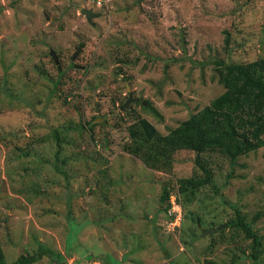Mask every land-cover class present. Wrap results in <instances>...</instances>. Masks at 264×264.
<instances>
[{"label": "rangeland", "instance_id": "374dc122", "mask_svg": "<svg viewBox=\"0 0 264 264\" xmlns=\"http://www.w3.org/2000/svg\"><path fill=\"white\" fill-rule=\"evenodd\" d=\"M261 109L264 0H0L6 264H264V146L233 158ZM140 119L168 170L125 150Z\"/></svg>", "mask_w": 264, "mask_h": 264}, {"label": "trees", "instance_id": "16d2710c", "mask_svg": "<svg viewBox=\"0 0 264 264\" xmlns=\"http://www.w3.org/2000/svg\"><path fill=\"white\" fill-rule=\"evenodd\" d=\"M228 37L225 39V43L227 44ZM221 66L220 62H215ZM223 67V66H221ZM64 74L63 71H60L59 76ZM57 86H54L56 89ZM261 112L264 113V109H261ZM261 124H264V115L259 121ZM257 125H260L257 123ZM84 129V127H82ZM91 129V126H90ZM128 133V141L125 145V150L128 151L131 155L139 158L143 165L150 170H168L172 165V155H173V147L170 146L168 141H166L161 135L158 134L153 125H151L147 120L140 119L136 123H133L127 128ZM53 136L55 140L59 143L60 134L57 131L53 132ZM237 142L240 144V149L236 154L238 158L240 156H246L251 152H255L258 148L264 146V140L257 139L256 141H250L244 135L238 136ZM197 164L198 160H196ZM200 169L203 171L204 178L195 179V178H187L180 179L177 181L178 185V193L179 195L183 194H192L195 190H198L204 186L212 187V177L210 173L201 165ZM59 173L65 174L61 171ZM165 192V191H164ZM168 193H164V196L161 197V201H167ZM176 203L179 204L176 200ZM168 207V205H167ZM166 207V210H167ZM59 255H57L58 257ZM62 263V256L58 257ZM37 258L33 255H21L11 264H33L35 263ZM0 264H6L3 256L2 249L0 247Z\"/></svg>", "mask_w": 264, "mask_h": 264}, {"label": "water", "instance_id": "95a60500", "mask_svg": "<svg viewBox=\"0 0 264 264\" xmlns=\"http://www.w3.org/2000/svg\"><path fill=\"white\" fill-rule=\"evenodd\" d=\"M81 14H83L86 17L87 21H89V22L91 21V19L93 17H97V14H93L91 9H82L81 10ZM51 56H52L54 62L57 64L58 61H57V58H56V56H55V54L53 52H51ZM130 102H132L131 97H129L128 101L125 103L124 106L126 107L128 105V103H130ZM213 231L214 230H209L206 233H212Z\"/></svg>", "mask_w": 264, "mask_h": 264}, {"label": "built area", "instance_id": "2783aa9c", "mask_svg": "<svg viewBox=\"0 0 264 264\" xmlns=\"http://www.w3.org/2000/svg\"><path fill=\"white\" fill-rule=\"evenodd\" d=\"M104 1H108V0H96V4L97 5H100L102 2H104ZM174 214L176 213V217H175V220H178V219H180V212H177V211H174L173 212ZM92 264H95V263H92Z\"/></svg>", "mask_w": 264, "mask_h": 264}]
</instances>
